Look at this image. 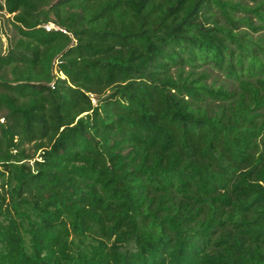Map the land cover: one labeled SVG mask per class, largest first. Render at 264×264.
Returning <instances> with one entry per match:
<instances>
[{
  "label": "trees",
  "instance_id": "1",
  "mask_svg": "<svg viewBox=\"0 0 264 264\" xmlns=\"http://www.w3.org/2000/svg\"><path fill=\"white\" fill-rule=\"evenodd\" d=\"M263 8L4 0L0 264H264Z\"/></svg>",
  "mask_w": 264,
  "mask_h": 264
},
{
  "label": "rangeland",
  "instance_id": "2",
  "mask_svg": "<svg viewBox=\"0 0 264 264\" xmlns=\"http://www.w3.org/2000/svg\"><path fill=\"white\" fill-rule=\"evenodd\" d=\"M241 1H243V3L246 4L248 9H254L257 6V3L259 4V3L264 2V0H258V2H255L253 0H241ZM3 3H4V0H0V4H3ZM263 11H264V8H263ZM236 17L237 18L251 17L252 21L255 25H260V26L264 25V24L260 23V21L256 17H254L252 14L240 12V13L236 14ZM249 32L253 37H258V36L264 35V30H262L258 33H253L250 30H249ZM15 39H17V34H16V31H15V29L11 23L10 16L7 15L5 12L0 11V43H1V48H2L3 53H5L12 46ZM216 77H218L220 82L225 81V78L223 75H221V74L219 75L217 72H214L212 79H214ZM210 82H212V81H209V83ZM25 149L27 150L26 153L32 157H35V159H38L39 155L41 154V151L37 152V153L34 152V144L25 146ZM33 163H34V160H31L30 165H33Z\"/></svg>",
  "mask_w": 264,
  "mask_h": 264
},
{
  "label": "built area",
  "instance_id": "3",
  "mask_svg": "<svg viewBox=\"0 0 264 264\" xmlns=\"http://www.w3.org/2000/svg\"><path fill=\"white\" fill-rule=\"evenodd\" d=\"M45 29H46L47 31H50V30H52V29H55V27H54V26H46Z\"/></svg>",
  "mask_w": 264,
  "mask_h": 264
}]
</instances>
